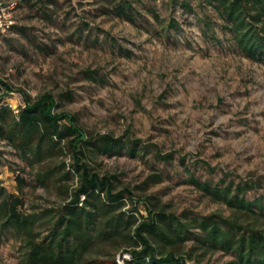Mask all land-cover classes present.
Returning a JSON list of instances; mask_svg holds the SVG:
<instances>
[{"label":"rangeland","instance_id":"374dc122","mask_svg":"<svg viewBox=\"0 0 264 264\" xmlns=\"http://www.w3.org/2000/svg\"><path fill=\"white\" fill-rule=\"evenodd\" d=\"M0 4H15L12 28L0 33V96L6 85L13 89L0 97V108L19 113L23 92L33 99L53 96L56 111L75 116L87 133L91 168L115 176L118 191L133 194L140 219L147 217L140 202L149 197L157 210L177 216L229 217V207L207 197L194 180L222 188L257 185L246 199L264 213V62L238 50L206 0ZM105 137L116 140L113 149L105 147ZM38 169L0 138V186L19 198L21 214L42 218L37 233L47 242L66 202L60 189L38 185ZM153 176L163 181L156 184ZM133 209L128 200L125 210ZM26 253L20 236L0 227V264H26ZM121 253L100 244L86 257L123 264ZM181 255L188 264L235 261L195 237Z\"/></svg>","mask_w":264,"mask_h":264},{"label":"trees","instance_id":"16d2710c","mask_svg":"<svg viewBox=\"0 0 264 264\" xmlns=\"http://www.w3.org/2000/svg\"><path fill=\"white\" fill-rule=\"evenodd\" d=\"M206 1L231 33L238 50L251 61L264 62V0ZM117 9L124 11L121 5ZM12 92L6 85L0 97ZM22 96L25 107L19 113L8 106L0 108V138L20 152L31 167L39 168V186L60 189L66 202L58 209L46 242L37 233L42 218L21 214L19 198L0 186V227L11 228L20 236L27 250L26 264H120L116 259L86 257L100 244H113L116 252L122 251L123 264H188L181 254L191 237L207 249L233 255L231 264H264V213L246 199L257 185L231 183L222 188L194 180L207 197L229 207V217L177 216L157 210L149 197L140 202L147 213L140 219L135 214L139 202L132 200L133 194L127 189L118 191L115 176L101 175L91 168L88 135L76 117L58 113L57 101L51 95L33 99L23 92ZM104 141L108 149L117 144L111 137ZM156 157L164 162L172 160V156L159 153ZM74 178L77 186L72 188ZM152 179L156 184L163 181L161 176ZM128 200L134 206L131 211L125 210Z\"/></svg>","mask_w":264,"mask_h":264},{"label":"built area","instance_id":"2783aa9c","mask_svg":"<svg viewBox=\"0 0 264 264\" xmlns=\"http://www.w3.org/2000/svg\"><path fill=\"white\" fill-rule=\"evenodd\" d=\"M15 4H11L8 7H4L0 4V33H5L9 31L13 26V21L11 19V11L13 10Z\"/></svg>","mask_w":264,"mask_h":264}]
</instances>
